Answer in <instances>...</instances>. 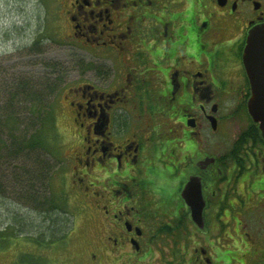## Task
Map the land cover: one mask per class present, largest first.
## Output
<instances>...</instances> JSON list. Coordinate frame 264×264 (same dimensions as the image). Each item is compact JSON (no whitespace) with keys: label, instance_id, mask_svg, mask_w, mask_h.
Returning <instances> with one entry per match:
<instances>
[{"label":"flooded vegetation","instance_id":"af4514ba","mask_svg":"<svg viewBox=\"0 0 264 264\" xmlns=\"http://www.w3.org/2000/svg\"><path fill=\"white\" fill-rule=\"evenodd\" d=\"M59 8L63 42L106 60L105 74L80 69L54 97L55 122L74 128L61 184L102 219L91 263L264 264V138L248 108L252 82L264 89V0ZM193 179L202 227L182 198Z\"/></svg>","mask_w":264,"mask_h":264},{"label":"rangeland","instance_id":"374dc122","mask_svg":"<svg viewBox=\"0 0 264 264\" xmlns=\"http://www.w3.org/2000/svg\"><path fill=\"white\" fill-rule=\"evenodd\" d=\"M61 3L62 0H0V106L11 99V93L18 89L19 84L24 85L29 81L35 82L34 84L45 83L46 80L59 82L60 79L64 80L63 86L77 80L82 73L80 69L85 70L90 67L95 71L99 70L100 74L106 73V60L96 58L88 50L75 47L69 42L70 40L66 42L67 44L63 42L69 31L64 28L63 22L58 23ZM42 41H45V44ZM92 74L93 72H88L85 78L104 85V82L93 78ZM35 87L37 90L41 89ZM55 96H50L48 107V111L53 112L54 116L60 101L59 98L55 100ZM51 112L49 113L52 114ZM25 120L24 129L34 130L35 127L29 125V118ZM43 126L38 125L43 129L45 136L49 135L48 143L51 152L55 155L49 156L54 164V175L52 188L50 191L46 189L45 194L48 195L47 197L52 195L51 198L57 203L58 200H67L68 210L72 216V221L69 219V223H74V229L64 240L50 246L33 244L20 238L2 240L0 264H31V262L33 264H101V259L97 258L93 263L90 259L93 253L96 255L95 248L103 242L101 215L96 211L83 214L82 204L73 199L75 196L73 197L72 194L75 195V190L70 193L61 184L70 176L66 160L70 148L65 142H68L69 134L74 128L65 129L60 116L59 121L57 116L54 125L50 120ZM28 165L33 166L32 162ZM99 186L101 190V182ZM14 187V184L0 175V234L6 233L5 230L13 219L11 217L13 212L24 221L37 226L38 234L46 230L45 216L35 214L31 206L19 201L18 193L22 189L16 190ZM37 189L39 193H43L41 188ZM157 194L165 196V201L168 202L174 191H169L168 188L164 193L160 191ZM60 218L59 215L58 220L55 217V225L60 224ZM23 254H27V257L19 260L18 257Z\"/></svg>","mask_w":264,"mask_h":264},{"label":"trees","instance_id":"16d2710c","mask_svg":"<svg viewBox=\"0 0 264 264\" xmlns=\"http://www.w3.org/2000/svg\"><path fill=\"white\" fill-rule=\"evenodd\" d=\"M42 42L45 44V41ZM58 80L59 82L46 80L45 83L34 84L35 82L29 81L24 85L19 84L18 89L11 93V99L0 106V175L14 184V189H22L18 193V200L23 201L26 206H31L35 214L45 216L47 222L46 230L38 234L37 226L24 221L13 212L9 228H6V233L0 234V241L20 238L33 244L50 246L64 240L74 229V223H69L72 216L67 200L61 199L62 201L58 200L57 203L51 198L52 195L47 197L45 194L46 189L50 191L52 188L54 175V164L49 156L55 155L51 152L47 131L45 136L43 129L38 125L45 126L50 120L52 125L55 123V116L53 112L48 111V107L50 96H54L64 83V80ZM35 86L41 89L37 90ZM26 118L30 120L29 125L35 127L34 130L24 129ZM30 162L33 166L28 165ZM38 187L43 193L38 192ZM58 215L61 217L60 224L55 225ZM24 257H27V254L18 258L20 260Z\"/></svg>","mask_w":264,"mask_h":264},{"label":"water","instance_id":"95a60500","mask_svg":"<svg viewBox=\"0 0 264 264\" xmlns=\"http://www.w3.org/2000/svg\"><path fill=\"white\" fill-rule=\"evenodd\" d=\"M256 43L257 42L255 41V39L252 40L251 38L249 40L245 58L250 59L252 57L250 56L251 53L255 52L258 47ZM262 83V81L252 82V86L254 87L253 97L251 98L248 104V108L252 119L255 123L259 125L260 131L264 138V96L262 93L264 89H257L258 86L262 85ZM182 198L187 202L188 206L190 207L193 221L199 227H202V212L204 208V201L202 199L200 185L198 182H196V179L191 180L188 187L183 191Z\"/></svg>","mask_w":264,"mask_h":264}]
</instances>
